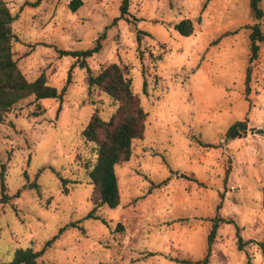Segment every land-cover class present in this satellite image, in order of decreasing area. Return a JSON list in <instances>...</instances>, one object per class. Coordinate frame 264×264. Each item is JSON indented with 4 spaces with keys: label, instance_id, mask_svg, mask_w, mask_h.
<instances>
[{
    "label": "rangeland",
    "instance_id": "1",
    "mask_svg": "<svg viewBox=\"0 0 264 264\" xmlns=\"http://www.w3.org/2000/svg\"><path fill=\"white\" fill-rule=\"evenodd\" d=\"M71 1L4 0L16 16L11 30L17 67L30 82L43 73L60 91L75 60L60 58L56 49L86 50L105 33L88 66L93 75L110 63L123 69L147 113L144 136L133 141L130 160L115 166L120 204L95 211L102 223L84 219L93 205L83 164L93 162L94 154L81 131L94 112L108 120L116 104L99 90L89 95L87 74L75 67L62 102L29 97L4 114L0 169L5 166L12 199L0 204V263L16 249L39 250L61 228L80 221L84 232L67 227L41 260L264 264V42L258 58L248 60L249 26L259 23L264 34V0L259 21L251 0H129L127 20L116 25L121 0H82L75 12ZM184 19L194 26L188 37L173 29ZM59 177L68 180L67 194ZM216 216L233 224L220 225L206 257ZM118 223L123 228L115 231ZM236 229L246 244L241 251Z\"/></svg>",
    "mask_w": 264,
    "mask_h": 264
},
{
    "label": "trees",
    "instance_id": "2",
    "mask_svg": "<svg viewBox=\"0 0 264 264\" xmlns=\"http://www.w3.org/2000/svg\"><path fill=\"white\" fill-rule=\"evenodd\" d=\"M260 2L261 0L250 1V8L256 21H259L263 17V12L259 8ZM82 4V0H72L68 4V8L71 12H75ZM128 7L129 0H121L119 17L112 21V25H116L118 20H127L125 17L128 15ZM15 20L16 16L10 13L4 0H0V126L3 122L4 114L10 112L17 103L29 97H33L37 101L55 99L62 102L71 83V73L75 67L86 72L85 84L89 95L93 89H96L108 96L116 104V109L108 120H104L98 112H94L81 131L82 138L91 146L94 154L93 162L87 161L83 164L86 178L92 186L90 201L93 205V208L84 219H95L105 223L103 219L94 213L101 207L107 206L114 209L120 204L115 166L128 162L132 155L133 141L143 139L147 113L141 106L138 96L131 91L130 80L125 77L123 69L118 64L110 63L96 75L92 74L87 61L93 55L100 52L102 48L101 42L105 38V33L96 39L94 46L86 50L56 49L60 58L69 57L75 60L67 72V78L60 91L48 84L47 78L43 73L34 81H27L13 59L12 43L15 38L12 34L11 25ZM198 21L200 22V19ZM173 29L181 36L188 37L193 34L194 26L192 21L184 19L174 24ZM249 29L251 32L249 34L248 60L252 63L258 58L259 44L264 42V34L259 23L249 26ZM140 34H143V32L137 33L136 38L138 42L140 41ZM245 83V90L249 92V69L246 73ZM145 87L146 83L144 82L143 92L146 91ZM199 143L202 145L201 142ZM227 175L228 172H226V178ZM180 176L186 177L184 175ZM59 181L63 193L67 194L66 185L68 180L59 177ZM166 181H163L160 186L166 184ZM30 188L36 189L38 192L36 184H31ZM261 191L262 207L264 210V180ZM19 193L20 190L16 192L14 197H17ZM11 199L12 197L8 195L5 184V166L2 165L0 169V204H7ZM79 223L80 221L73 222L61 228L58 234L47 240L39 250L32 248L16 249L10 261L0 264H46L41 258L67 227H77L81 233L84 232L83 228L78 225ZM221 224H233V222L232 220H226L218 216L211 220V228L206 242V257L210 255L217 230ZM122 228V225L118 223L115 231H120ZM236 235L237 250L241 251L246 244L242 242L237 229ZM247 243L252 242L247 241ZM259 246L264 254V243H260ZM206 257L204 262L206 261ZM177 261L183 264L189 263L187 260ZM246 264H250V261L247 260Z\"/></svg>",
    "mask_w": 264,
    "mask_h": 264
},
{
    "label": "water",
    "instance_id": "3",
    "mask_svg": "<svg viewBox=\"0 0 264 264\" xmlns=\"http://www.w3.org/2000/svg\"><path fill=\"white\" fill-rule=\"evenodd\" d=\"M238 128L244 130V129H246V126H245V125H239ZM236 133H237V130H236V129H233V130L229 133V137L232 138Z\"/></svg>",
    "mask_w": 264,
    "mask_h": 264
}]
</instances>
